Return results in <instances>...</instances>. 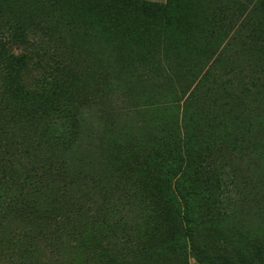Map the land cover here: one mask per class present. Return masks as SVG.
Here are the masks:
<instances>
[{"label": "trees", "instance_id": "trees-1", "mask_svg": "<svg viewBox=\"0 0 264 264\" xmlns=\"http://www.w3.org/2000/svg\"><path fill=\"white\" fill-rule=\"evenodd\" d=\"M33 1L37 2L36 7L40 8L25 10V0H0V112L5 115L0 125H3L7 132L9 128H16L26 136V130H31L36 136L35 139L43 142L32 162L29 160L28 164L21 166L22 168L16 165L8 169L15 179L16 192L14 190L6 195L4 200H0V204L4 203V206L0 205V217L12 221L41 215L46 223L39 231L38 237L40 241L45 242V246L57 248L58 241L61 240L59 238L71 232L69 229L72 223L64 225L65 219L61 222L47 219L51 213L41 210L42 201L52 197L54 201L66 202L77 190H92L91 187L98 183L100 186L102 181L99 182L98 179L100 173L91 174L84 166L76 163L80 161L70 153V147L61 141L48 139L47 131L59 123H64L75 135L81 117L71 104L67 93L68 83L76 77L72 68L79 65L81 56L91 58L100 55L98 43L104 42L105 37L111 34L105 30L106 26L117 25L119 29L127 21L122 13L111 9L108 18L107 8L101 7L102 0ZM200 1L207 8L213 2ZM216 3L220 7H215L213 13L217 14L218 19L213 18L208 22L209 25L214 24L212 30H218L216 36L219 38L214 44L215 49L219 50L214 56L216 58L207 60L202 65L198 63L194 68L196 70L190 71V76L186 75L184 83H187V87L195 81L196 84L184 101L177 100L180 93L184 94L180 90L171 99L157 100L151 105L153 111L160 114L155 113L159 120L154 128L155 142L152 138L153 143L146 147L148 153L145 157L148 159L146 169L154 171L155 176L142 183L130 170L131 167L122 170L126 176L123 177L125 182H131L132 192L142 197L144 192L151 193L152 196L146 198L151 207H145V199L137 205L131 204L134 206L131 214L144 215L146 218L144 233L131 228L127 229L128 232L111 230L107 233L128 244L123 253L109 264H143L146 260L153 262L158 256L183 251L184 240L188 242L191 252L199 262L264 264V218L260 216L264 214V188L261 192L256 190L255 193V187L248 189L251 196H244V199L242 196L241 202H238L239 199L237 201L240 211H244L242 201H245L247 205H254L260 212L254 217L262 220L263 225L259 227L254 225L249 216L245 230L225 228L226 231L217 232L210 229L203 233L199 229L202 224L198 213L194 210L193 215H189L190 203L193 204L194 199H203L210 201V204L215 202L218 211L216 219L221 216L230 217L226 211L219 210V203L221 208L231 210L234 205L231 195L237 196V193L231 194L227 191V187L221 182L220 173L214 169L216 163L213 159L216 156L221 159L226 154L224 140L220 137L218 140L206 139L209 133V119L222 121L234 113L232 107L237 108L238 96L231 89L230 81L235 75L241 74L242 69L238 66H223L222 63L229 60L225 53H249L250 56L243 57L242 62H255L258 73H263L264 79V27L256 23L258 16L264 11V0H230L231 6L223 5L225 8L218 1ZM199 12L197 9L196 16L203 19L204 15H199ZM130 18L131 23L137 19L135 15ZM187 20L175 25H170V22L160 23L156 31L159 37L156 35L155 40L151 41V52H144L145 41L133 42L129 35L124 36V39H127L130 45H139L141 51L147 55H152L155 51L168 53L172 49H181L194 43L192 39L183 37L186 31L192 29V22ZM186 23L188 25H185ZM179 26L183 32L177 29ZM174 28L182 37L172 35L175 33L170 30ZM208 30L209 26H205L202 32L206 33ZM102 33L105 36H102ZM112 37H116V34L113 33ZM213 42L209 41L205 47H209ZM258 77L261 78L260 75ZM37 78L47 80L43 87L47 84L56 87L55 93L52 96L47 95L41 103H38L36 98L33 99ZM258 81L259 79L251 86L258 87ZM261 84L264 86V82ZM199 91H205L206 96L219 92L228 100L217 109L218 114L214 111L210 115L204 114L203 118L207 119L202 120L199 109L192 105V101L188 103L191 94ZM108 93L114 95L115 92L110 88ZM23 94L31 99L28 106L18 109L14 104L15 97ZM224 109H227V113ZM247 110L248 108L243 109L235 117H243ZM224 134L229 135L226 132ZM193 151L199 153L196 158L190 157ZM63 154L66 156L63 157ZM229 155L232 156L231 153ZM4 159L5 153L0 151V168ZM139 167L140 165L132 169L139 170ZM128 193L124 200L128 198ZM166 197L170 199L169 202L165 201ZM156 198L164 200V203L159 206ZM154 205L156 209L153 208ZM165 233L170 235L165 237ZM104 236V233L99 232L89 236L85 233L67 235L77 247L85 249L95 245L97 239ZM153 237L158 239L157 244L151 243ZM20 264L33 263L25 256L24 262Z\"/></svg>", "mask_w": 264, "mask_h": 264}, {"label": "rangeland", "instance_id": "rangeland-1", "mask_svg": "<svg viewBox=\"0 0 264 264\" xmlns=\"http://www.w3.org/2000/svg\"><path fill=\"white\" fill-rule=\"evenodd\" d=\"M217 1L222 6L230 4V0H213L207 8L200 0H102L101 7L107 8L108 18L111 9L122 13L127 22L119 29L117 25L106 26L105 30L111 34L105 37L104 42L98 43L100 55L91 58L81 56L79 65L72 68L76 77L68 83L67 93L71 104L81 117L75 135L64 123H59L47 131L48 139L61 141L70 147V153L80 161L76 162L77 164L84 166L91 174L100 173L98 179L102 183L100 186L98 183L91 187L92 190H77L66 202L54 201L52 197L42 201L41 210L51 213L47 219H56L58 222L65 219L64 225L72 223L69 229L71 232L59 238L61 240L58 241L57 248L45 246V242L40 241L38 237L39 231L46 223L41 215L12 221L0 217V264H20L24 262L25 256L33 264H109L123 253L128 244L107 233L111 230L128 232V228L145 232L146 218L144 215L131 214L134 208L131 204L137 205L145 199V207L150 208V202L146 198L152 195L150 192H144L142 197L132 192L131 182H125L123 177L126 176L122 170L131 167L130 170L142 183L155 176L154 171L146 169L148 159L145 157L148 153L146 147L153 143L154 128L159 121L155 113L160 114L154 112L151 105L157 100L171 99L180 90L184 94L180 93L177 100L184 101L196 84L195 81L187 87V83H184L186 75L190 76V71L196 70L194 68L198 63L202 65L207 60L216 58L214 56L219 50L215 49L214 44L219 38L216 36L218 30H212L214 24L209 25L208 22L213 18L218 19L217 14L213 13L215 7H220ZM25 3V10L40 8L36 7L37 2L33 0H25ZM197 9L200 10L199 15H204L203 19L196 16ZM131 15L137 17L134 23L130 22ZM185 19L192 22V29L186 31L183 37L192 39L194 43L181 49H172L168 53L155 51L154 54L147 55L141 51L139 45H130L128 40L124 39V36L129 35L133 42L145 41L144 52H151V41L155 40L160 23L170 22V25H175L183 23ZM256 23L264 27V11L258 16ZM205 26H209V30L203 33ZM177 29L183 32L180 26ZM175 31V28L170 30L175 33L173 36L177 34L182 37L179 31ZM113 33L116 37H112ZM102 36H105L104 33ZM209 41L214 42L205 47ZM225 55L229 60L222 63L223 66H238L242 69L241 74L235 75L230 81L231 89L238 96L237 108L231 106L234 113L222 121L209 119V133L206 135L208 138H205L218 140L220 137L224 140L226 154L221 159L217 156L213 159L216 163L214 169L220 173L221 182L227 187V191L231 194L235 192L237 196L231 195L234 204L231 210L221 208L219 203V210L231 215L227 218L221 216L216 219L218 211L214 201L210 204V201L194 199L193 204L190 203L192 214L190 212L189 215H193L194 210L198 213L202 224L199 229L203 233L210 229L217 232L226 231L225 228L245 230L249 216L256 227L263 225L262 220L254 218L260 213L254 205H247L242 201L244 211H240L237 206V201L239 199L240 203L242 196L243 199L244 196H251L248 189L255 187V193L256 190L264 188V86L261 84L264 82L263 73H258L255 62H242L243 57L250 56L249 53L226 52ZM258 79V87L251 86ZM35 82L33 99L36 98L38 103L56 91L55 86L47 84L43 87L47 82L44 78H37ZM110 88L114 90V95H109ZM30 99L24 94L18 95L14 104L16 108L22 109L28 106ZM227 100L226 96L219 92L206 96L205 91H199L191 94L188 103L192 101V105L199 109L202 120H206V117L203 118L204 114L210 115L213 111L218 114L217 109ZM245 108L248 110L244 112L243 117H235ZM224 110L227 113V109ZM4 116L0 112V122ZM0 129V151L5 153L4 164L0 168V200H4L16 187L15 179L8 169L16 165L22 168L21 166L28 164L29 160L32 162L43 142L35 139L36 136L31 130H26V136L16 128H9L7 132L3 125H0ZM198 154L193 151L190 157L196 158ZM62 156L65 157L66 154ZM139 165V170L132 169ZM127 193L128 198L124 200ZM165 199L170 201L167 197ZM156 202L159 205L164 203V200L156 198ZM1 204L4 206V203ZM153 208L156 209L155 205ZM260 216L264 218V214ZM94 232L104 233L105 236L97 239V243L89 249L77 247L72 239L67 237L77 233L89 236ZM169 235L165 233V237ZM151 243L157 244L158 239L151 238ZM184 247L181 252L158 256L155 261L146 260L143 264H209L195 259L186 240Z\"/></svg>", "mask_w": 264, "mask_h": 264}]
</instances>
